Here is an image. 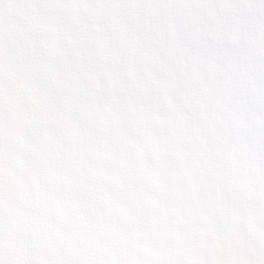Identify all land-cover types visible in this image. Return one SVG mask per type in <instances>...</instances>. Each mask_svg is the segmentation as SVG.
<instances>
[{"label":"clouds","instance_id":"obj_1","mask_svg":"<svg viewBox=\"0 0 264 264\" xmlns=\"http://www.w3.org/2000/svg\"><path fill=\"white\" fill-rule=\"evenodd\" d=\"M0 264H264V0H0Z\"/></svg>","mask_w":264,"mask_h":264}]
</instances>
